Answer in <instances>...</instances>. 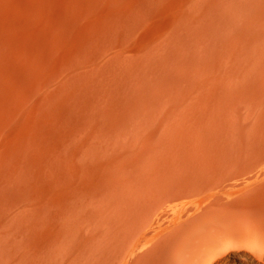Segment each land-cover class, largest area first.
I'll return each instance as SVG.
<instances>
[{
    "label": "bare ground",
    "instance_id": "1",
    "mask_svg": "<svg viewBox=\"0 0 264 264\" xmlns=\"http://www.w3.org/2000/svg\"><path fill=\"white\" fill-rule=\"evenodd\" d=\"M0 264H264V0H0Z\"/></svg>",
    "mask_w": 264,
    "mask_h": 264
}]
</instances>
